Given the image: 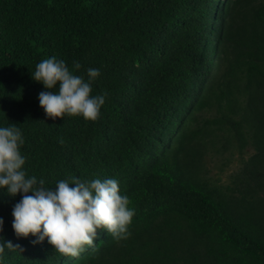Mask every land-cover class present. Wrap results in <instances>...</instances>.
I'll use <instances>...</instances> for the list:
<instances>
[{
    "label": "trees",
    "instance_id": "16d2710c",
    "mask_svg": "<svg viewBox=\"0 0 264 264\" xmlns=\"http://www.w3.org/2000/svg\"><path fill=\"white\" fill-rule=\"evenodd\" d=\"M56 56L107 92L98 120L52 119L32 73ZM27 177L117 179L131 235L61 255L17 237L0 188V264H264V0H0V127ZM63 141V143H61ZM73 187L75 185H72ZM28 195H34L29 192Z\"/></svg>",
    "mask_w": 264,
    "mask_h": 264
},
{
    "label": "clouds",
    "instance_id": "9594fccd",
    "mask_svg": "<svg viewBox=\"0 0 264 264\" xmlns=\"http://www.w3.org/2000/svg\"><path fill=\"white\" fill-rule=\"evenodd\" d=\"M81 64L72 62V70L56 56L42 59L35 66L33 79L42 82L45 89L38 95L40 106L46 116L52 119L68 116H82L85 120L96 121L105 104L107 92L92 95V82L100 70L89 68L87 81L74 74ZM63 143V141H61ZM24 139L15 124L0 127V188L10 196L24 193L13 207L12 227L17 237L37 236L32 243L48 239L61 255L79 257L86 248L94 251L99 229H105L119 242L131 233L135 209L130 208L128 195H122L120 183L113 178L81 180L75 176L57 181L54 189L46 188L44 179L37 182L36 176L27 177L23 170L26 158L20 147ZM72 185H75L74 187ZM29 192L34 195H28ZM4 220L0 218V232ZM5 247L11 251L24 249L11 240L0 243V256Z\"/></svg>",
    "mask_w": 264,
    "mask_h": 264
}]
</instances>
